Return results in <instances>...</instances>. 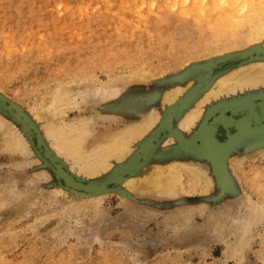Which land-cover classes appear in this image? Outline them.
<instances>
[{
	"label": "rangeland",
	"instance_id": "rangeland-1",
	"mask_svg": "<svg viewBox=\"0 0 264 264\" xmlns=\"http://www.w3.org/2000/svg\"><path fill=\"white\" fill-rule=\"evenodd\" d=\"M247 1L251 8V0ZM256 2L263 4L259 0ZM138 6L141 7L137 8ZM135 10L137 14L141 13L137 15ZM179 11L181 10L177 8L170 12L171 22L159 28L160 38L156 39L153 38L154 33L151 32V28H156L151 23V18H155V12L159 13V7L156 6L152 13L151 9L143 7L140 0H0V113L20 128L27 139L32 141L33 153L40 155L34 146V126L32 131L25 128L27 124L25 125L24 118L33 120L34 114L50 102V94L54 87L52 83L55 79L70 77L71 70L67 61L69 65L73 64L75 53L79 59L86 57L87 47L83 41L97 38L98 34L102 36L101 39H104L101 43L99 42L100 46H107L109 39L124 43L137 38L131 44V48L136 53L133 58L135 63L131 62L129 66L133 64L137 73L145 72V75L150 77H148V82L138 80V82L127 84L128 81H126L124 84L128 86L122 90L121 100H126L134 94L141 101L140 110L134 115L133 112L127 111L116 123L104 116L108 111L107 106L115 101L114 98L102 102L95 100L97 103L93 95L90 96L91 100L89 98L88 102H83L78 97L82 106L69 107L70 111L67 115L64 114L65 121L79 122L89 119L94 131L90 141L94 143L95 139L120 130L122 125L124 127L127 123L139 122L140 113L146 106H149V109L156 108L157 115L161 114L162 117L161 122L157 121L153 130L146 136L147 138H144L139 143L140 145L138 144L133 155L120 164L114 162V169L111 167V170L109 169L101 177L95 179L97 182L107 183L109 189H115L114 192L106 193L97 202L94 199L83 200L86 195L81 196V202L70 190L64 189L63 186V188L60 187L61 184L55 170L43 158H40L42 162L21 164L23 168L18 167L16 163L22 161V155L4 151L1 145L6 136L0 135V178L2 177L0 195L11 193L15 186L12 181L13 177L17 178L19 173L22 172L23 177L19 178L17 186L24 187L23 184L28 177L35 181V173L43 170L47 172L49 178L36 181L39 190L43 189L44 193L55 187L61 190L53 199H45L43 193L32 215L14 222L16 224H13L8 232L0 235V264H263L264 222L262 221L264 218H260L262 224L257 221L249 226L250 231L242 226V222H244V217L254 215L251 208L253 202H263L261 201L263 196L260 194L264 192V124L257 125L256 128L253 125V128L250 126L245 131L237 133L235 135L237 139L234 137L238 140V142L235 141L237 144L233 138L232 142L235 144H230L229 150L223 154L224 156L221 155L217 162V159H214L203 146L201 132L204 124L206 125L208 120L212 119V112L221 108H225L224 112L232 132L240 119L238 109L243 103L246 104L250 102L247 100H251L257 105L264 101V86L259 84L252 87L251 85V88L245 87L234 93L226 94L224 97L221 96L217 100L223 102L222 104L217 101L207 103L208 106L205 105L199 120L190 128L182 129L180 123L182 117L190 110L186 108L195 106L197 97L195 95H201L200 90L203 89L204 92L219 77L237 68L262 62L264 45L257 46L247 39L246 36L249 34L247 24L245 28L243 27L244 29L240 28L242 32L238 29L237 33L240 35L236 33L237 37L233 35L231 38L224 37L225 40L222 37L218 41L214 39L211 41L212 39L209 40L206 33L198 29L199 26L193 16L179 17L182 15ZM85 22H89V25L86 26ZM145 29L147 31L150 29V33ZM178 33H180L179 39L176 38ZM76 44H83L79 51L75 49ZM126 63L122 60L108 69L98 70L96 80L105 84L110 82L109 79L112 77L117 76V79L127 77L132 74V70ZM109 75L110 78H108ZM71 80L73 83L82 84V81H79L73 74V79H67V82L65 80V85L76 87L80 85L79 83V85L72 84ZM172 82L176 83L174 86H182L185 92L181 95V99L179 98L166 108L161 100L169 87L172 88ZM152 95H159L157 102H149L148 98ZM189 102H193V105ZM208 107L212 109L208 110ZM171 114L174 115L172 118ZM131 115L135 117V120L127 121L126 117ZM168 117L171 122H167V127H172V129L168 128L169 130L163 127ZM213 126L216 127L215 123ZM149 137L150 140H148ZM214 138L221 144L227 141L225 135L218 129L214 133ZM149 142L154 143L151 147V155H147L142 149V145ZM160 147L163 149L162 153ZM173 151H178L180 163L197 164L209 171L208 174L213 184L210 191L205 192L204 184L193 186L195 181L190 180L193 177L190 173L193 171L190 173L184 171L186 190L177 197L146 196V198L141 195L143 197L141 198L127 191L126 185H123L127 178L132 174L137 176V173L145 166L166 167L170 165V162L158 165V160L160 156ZM135 155L139 158L136 159ZM146 156L152 158H146ZM206 156L209 158L207 159ZM146 159L151 160L147 162ZM209 161L213 164L211 162V165ZM129 163L130 168H128ZM212 170L215 172L213 173ZM121 177L125 180L118 185L119 181L114 180ZM186 181L190 182L191 186ZM18 201L19 199H11L10 203L8 202L5 206L0 200V205L3 204L0 206L1 232H3L5 223L12 222L14 217H17ZM201 202L207 205L203 206ZM70 207L73 208L70 209ZM74 208L78 210L74 216H71ZM230 215L236 218L235 222ZM241 229L242 231L248 230L250 235H244L248 233L245 231L243 234ZM207 231H209L208 234ZM223 233L224 237L221 235ZM221 238L223 239L220 240ZM247 239L251 241L250 244ZM242 240L247 241V244L244 243L246 249L242 248L243 251L241 250ZM234 245L242 253H240L243 257L240 263L234 258L228 259L229 251ZM258 254L261 257H258Z\"/></svg>",
	"mask_w": 264,
	"mask_h": 264
},
{
	"label": "bare ground",
	"instance_id": "bare-ground-1",
	"mask_svg": "<svg viewBox=\"0 0 264 264\" xmlns=\"http://www.w3.org/2000/svg\"><path fill=\"white\" fill-rule=\"evenodd\" d=\"M160 1H161V3L159 4V0H140V3L143 5V7H147V9L148 8L151 9V12L156 6L159 7V13L157 14V12H155L156 13L155 18H153V17L151 18V23L156 28H151L152 31L150 29L148 31H147V29H145L147 32L151 31L152 33H154L153 38H156V39L160 38L161 32H160L159 28L161 26H165L171 22L170 12H172L173 10H176L178 8L179 10H181L179 12H181V14L183 15V16L179 15V17L193 16L196 24L199 26L198 29H200L201 31L206 33L208 35V38H210L209 40L212 39L211 41H213V39H214V41H218L222 37L223 38L224 37L225 38H231L233 35L236 36V33L239 30L241 31L242 29H244L245 24H247V25H249L248 27L246 26L247 28H249V34L246 36L247 39L254 42L257 46L264 45V17H263L264 16V0H259V1L263 2V4H259L258 2H256L257 0L256 1L251 0V8H249L250 3L247 0H160ZM126 3H127V1H126ZM139 7H141V6H138L137 8H139ZM140 11H141V9H140ZM140 13H138V14H140ZM136 14H137V11H136ZM142 15L143 14H141V16ZM124 20H125V17H124ZM146 20L147 19L145 18V21ZM51 22L53 23L55 21H51ZM128 22H130V20ZM88 23L89 22H85V25L86 26L89 25ZM138 23H139V21H138ZM255 23H256V25H255ZM242 24H244V25L242 26ZM197 25H195V26L197 27ZM239 25H241V26H239ZM236 27H237V29H235ZM241 27H242V29H240ZM39 28H42V27L39 26ZM137 28H139V27L137 26ZM143 28H145V27H143ZM10 29H12V28H10ZM234 30L235 31L237 30V31L235 32ZM180 33H178L177 36ZM238 35H240V34H238ZM179 36L176 38L179 39ZM236 37H234V38L236 39ZM101 38H102V36L98 34L97 38L88 39L86 41H83V43L87 47L86 57L79 59L75 53L73 55L74 56L73 64L69 65V63L67 61L69 69L71 70V73H72V74L70 73V77H67V78L64 77L62 79H60V78L55 79L54 83H52V84H54V87L52 89V93L50 94V96H51L50 102L48 104H45L41 110H38V112L36 114H34L35 117L32 118L33 120H30L28 118L27 119L24 118V120H25L24 123H25V125L27 124L25 126V128L27 127L28 129H30V131H32V127L34 126V131H33V135L35 138L34 146L36 147V149L40 153V155L37 153L39 156L36 155L35 153H33L32 141L27 139L24 132L20 128H18L15 124H13L11 121H9V119L5 118L4 115H2L0 113V135L6 136L5 141L1 145V148L4 151H7L9 153H12V154L20 153L22 155V157H23L22 161L16 163L18 167L23 168L21 166V164L29 165V164L34 163V162H37V163L40 161L42 162V160L40 158H43V159H45L46 162L48 161L47 163H49L51 165V167H53V169L55 170L56 175L59 179V183L61 184L60 187L63 186L64 189L70 190L76 199L81 200V196L86 195L85 196L86 198H84V199L82 198L83 200L94 199V201H96V202L99 199H101L102 197H104L106 195V193L114 192L115 189H109V186L107 183L99 182V181L97 182L95 179L101 177L111 167L113 168L114 162H119L118 164H120L124 160H126V158L133 155V152H136L134 150L136 149L138 144L141 143V141L144 138H147L146 136H148L150 134V132L153 130L157 121H160V118H162L160 116L161 115L160 113H159L160 115H157L158 110L156 112V110H155L156 108L154 109L153 107H151L149 109V106H146L143 109V112L140 113V116H139L140 121L139 122L132 123V124L127 123V125H125L124 127L122 125V128H120V130H118L116 132L107 133L105 136H102L100 139H97V140L95 139L94 143H93V141H90L91 136H93L92 134L94 133V131L91 127V122L89 119H85L84 121L81 120L79 122H73V121L66 122L65 121L66 119L64 118V114L67 115L68 111H70L69 107H74V105L80 107V105L82 104L81 102L78 101L79 100L78 97H80L83 102H88V99L92 95H93L92 97L94 98V101L95 100H101V102L105 101V100L107 101V99L109 100V98H111V99L114 98L115 101H113L111 103V105L107 106L108 111H106L104 116L107 119H110V121H114L116 123H117V120L120 117H122L127 111L133 112V115H134V113L136 111L140 110L139 107L141 105V101H140L139 97L134 96V94L132 95V97H130L126 100H123V99L121 100L122 90L124 89V87L127 88V86H128V85L125 86L126 81H128L127 84L128 83L132 84V82H135V81L138 82V80L147 81L149 79L148 77H150L149 75H145V72L139 71L137 73V71H135L133 64L131 66H129L130 65L129 63H131V62L135 63V59H133V58H134V54H136V53L131 48V44L137 38H135L134 41L128 40V41H125L124 43L123 42L122 43L117 42V40H114V39H109L107 46H104V45L100 46L99 42L101 43L104 40ZM225 38H224V40H225ZM149 40H150V38H149ZM235 43H236V41H235ZM82 45L76 44V48H75L76 51H79ZM40 47H42V46L40 45ZM86 47H83V48H86ZM38 50H39V48H38ZM71 51H73V49ZM259 57H261V56L259 55ZM261 58L264 59V56ZM122 60L127 62L126 64L128 65V68H130L132 70V74L128 75L129 78L127 76L125 78L117 79V76H116L115 77L116 79H115L113 77L110 78V75H109L108 78H110L109 79L110 82H107L105 84L101 83L100 80H98V81L96 80V78H97L96 74L98 73L97 72L98 70L105 69V68L108 69V68L116 65L117 63L122 62ZM252 62H254V61H252ZM248 64H250V63H248ZM245 65H247V64H245ZM244 67L243 68L240 67V69L237 68V70L235 69V71H232L225 76L219 77L216 80V82L214 83L215 85L213 84L212 86H210L209 89H206L204 92H203V89L200 90L202 92V93L199 92L201 95H199L197 93L198 95H195V97L197 96L195 99L196 102H195V100H193L195 102L194 103L195 106H192L193 108L186 106L187 107L186 109L188 110V108H189L190 110H188L187 113L184 115V117H182L183 119L180 123L182 126L181 128L182 129L183 128H190L191 126H193L197 122V120H199V118H200V116H201V114L205 108V105L207 103L212 102V101L218 102L217 99H219L221 96L224 97L226 94H231L232 92L234 93L236 91H239V89L241 90V89H244L245 87L246 88L250 87L251 85H252V87L253 86L256 87L259 84L264 86V60H262V62H259V63L251 64L245 68ZM73 74L75 76H77L79 81H82V84H80V82H78L80 85L75 82L76 85L77 84L79 85L78 87L65 85L67 82V79H70V78L73 79ZM116 75H118V74H116ZM123 75H124V73H123ZM121 76H122V74H121ZM65 80H66V82H65ZM71 81H72V84L75 85V83H73V80H71ZM105 81H107V80H105ZM90 82H92L93 84L91 85ZM169 84H170V82H169ZM174 84L176 85V83H173V84H171V86L172 85L174 86ZM91 86H93V87H91ZM173 86L171 89L169 87V90H167V92L163 96L164 98L161 100V101H163L162 105L165 104L164 107L166 106V108H168L169 106L174 104L177 100H179V98L182 97L181 95L185 92V90H183L182 86H179V85L174 86V87ZM47 91H49V89ZM237 93H239V92H237ZM158 96L159 95L150 96V98H148L149 102L156 101ZM93 98H92V100H93ZM90 100H91V98H90ZM247 101H250V102H247ZM247 101H245L247 103L246 104L243 103V105H241L240 108L237 105V107L239 108L238 110L240 112V119L235 124L232 132L230 130L229 121L226 118V115L224 112L225 108L214 110L212 112V116H211L212 119L208 120L207 123L205 122L206 125L204 124V127H203L204 129L202 128L203 130L201 132V139L204 143L203 146H205V148L207 149L206 151H209L211 153L212 157L214 159H217L216 162L218 161V159H220L221 155L225 154V152H227L229 150V148H230L229 145L233 144L232 140L235 137V135H237V133H239L243 130L245 131L250 126L252 127L253 125H255V128H256L257 125H263L264 124V101H262L261 103L259 102V104H257V105H256V103L251 102V100H247ZM95 102H97V101H95ZM95 102H93V103L95 104ZM218 103L222 104L223 102H218ZM41 104L42 103H40V105ZM189 104L193 105V102L192 103L189 102ZM40 105L38 104V106H40ZM216 105H218V104H216ZM206 106H208V105H206ZM225 107H228V105L227 106L225 105ZM179 108H180V106H179ZM183 108H182V110H183ZM210 109H212V107H210ZM210 109L208 107V110H210ZM228 109H230V108H228ZM182 110H180V111H182ZM174 111H173V113H174ZM133 115L126 117V120L128 121V120L134 119L135 117ZM172 116H174V115L171 114V118H172ZM99 121H100V119H99ZM168 121H169V117L166 119V122L164 123L163 127L165 129L169 128V127H167ZM169 122H171V121H169ZM129 123H130V121H129ZM214 123H215L216 127L213 126ZM169 129H172V127H170ZM217 129L225 135V138H227L226 143L221 144L215 140L214 133ZM23 130H25V129L23 128ZM112 131H114V130H112ZM261 131H262V129H261ZM250 132H251V129H250ZM257 132H259V131L257 130ZM169 134H170V132H169ZM153 135H155V134H153ZM245 135H246V133H245ZM242 138H244V137H242ZM236 139L234 140V142L235 141L238 142V140H236ZM148 140H150V137ZM198 140L200 142V139H198ZM153 144H154L153 142H149V143H145L142 145L143 146L142 149L145 150L144 152H146L147 155L150 154L151 147ZM200 144H201V142H200ZM189 146L191 147V144ZM190 147H187V148L190 149ZM231 147L233 148V146H231ZM202 148H204V147H202ZM160 149H161L160 152L162 153L163 149L161 147H160ZM182 149H184V148H182ZM159 150H158V153H159ZM197 150L199 151L198 148H197ZM165 151H166V149H165ZM257 152H260V151H257ZM199 155H201V154H199ZM256 155H257V153H256ZM183 156H185V155H183ZM148 157L149 156H146V158H148ZM197 157H199V156H197ZM135 158H136V155H135ZM138 158H136V159H138ZM206 158H207V156H206ZM133 159H132V161H134ZM148 160L150 162L151 159H148ZM148 160L146 159L147 162H148ZM156 160H157V158H156ZM179 161L180 160L178 157V151L177 152H175V151L168 152L165 154V156H160V159L158 160V165H162V163H167V162H170L171 163L170 165H168L166 167H157V166L146 167L145 166L144 168H142V170H140L137 173V176L136 175L134 176V174H132V176L127 178L125 183H123V185H126L127 191L132 192L133 194H136L138 196H141V195H143L145 197L146 196H149V197L166 196V198L170 196L172 198L173 196L177 197V195H180L184 190H186L185 185H184L185 184V182H184V179H185L184 178V171H186L187 173H190V171L191 172L193 171L192 173H190V175L193 176L190 180L193 179V181H195L193 186H196L195 184H199V185L204 184L205 185V192L210 191V187L213 184H212V179L210 178V176L208 174L209 173L208 170L202 169L197 164L193 165V164H187V163H180ZM193 161H195V160L193 159ZM134 162H136V161H134ZM190 162H192V161H190ZM211 162H210V164H211ZM130 163L128 164L129 165L128 168H130ZM125 164L127 165V163H125ZM140 164H142V163H140ZM212 164H213V162H212ZM123 165H124V163H123ZM217 165H219V164H217ZM212 167H214V166H212ZM123 168H125V166ZM140 168H141V165H140ZM212 172H213V170H212ZM119 173H118V175H119ZM122 173H124V172H122ZM35 174H36V176H35L36 180L35 181H33V179L31 177H28L25 180V184H23L25 186L19 187V186H17L18 180H20L19 178L23 177V173L22 172L19 173L16 176L17 178L13 177L12 181H13L15 186L13 187L11 193L7 192V194H5L4 196L0 195V200L3 201V204L5 206L8 204V202L10 203L11 199H13V200L19 199V201L17 202V208H18V215H16L17 217L16 218L14 217V220H12V222H7L4 224L5 227L2 230L3 232L0 231V235L8 232L10 230V228L12 227V225L16 224L14 222L22 220L24 218H27L30 215H32V213H34L36 211V207L38 206V203L40 201V196H42L44 193L43 189L39 190V188H38L39 185H38V183H36V181H41L42 178L48 179L49 176L47 175V172L45 170L38 172V173H35ZM122 180L124 181L125 179H123V177H121V178L115 179L114 181H119L118 185L119 184L121 185V183L123 182ZM186 183H188L191 186L190 182L186 181ZM203 190H204V188H203ZM29 192H31V193L29 194ZM60 192H61V190L58 187H55L53 190L45 192L44 197H45V199H53V198H56L57 194H59ZM122 193H123V191H122ZM205 194L207 195V193H205ZM260 195L263 196V198H261V201H263V202L262 203L258 202V201L253 202V204L251 205V208L253 209L254 215L252 217H250L249 215L244 217V222H242V224H243L242 226H244L245 229L249 230V226H252V224L256 223L257 221L258 222L260 221L259 223H261V219L264 218V192L261 193ZM176 197H174V198H176ZM141 198H143V197L141 196ZM159 199H160V197H159ZM54 200L56 201V199H54ZM50 202H51V200H50ZM73 202H75V201H73ZM81 202H82V200H81ZM204 202H201V203L203 204ZM235 202H233V203H235ZM3 204H1L0 206H2ZM58 204H60V203L58 202ZM204 205H207V204H203V206ZM95 206H96V203H95ZM71 208H73V207H70V209ZM77 210H78V208H74L73 213L71 212L72 213L71 216H74V214L77 212ZM91 210H92V208H91ZM61 211L64 212V210H62V209H61ZM186 211H188V210H186ZM87 213H89V212H87ZM49 214H51V213L49 212ZM38 215L40 216V214H38ZM75 217H77V216H75ZM230 217H231V215H230ZM231 218L234 222L236 221V218H233V217H231ZM262 222H264V221H262ZM258 225H256V226H258ZM244 227H243V229H244ZM248 230H245V231L247 232ZM241 231H242V229H241ZM245 231H242V233ZM208 232L209 231H207L206 233L208 234ZM214 233H216V232H214ZM214 233H212V234H213V237L215 238ZM242 233H241V235H242ZM216 234H218V233H216ZM221 235L224 237V233ZM244 235H250V234L245 233ZM222 239L223 238H221L220 240H222ZM239 239L241 240L242 238H239ZM240 240H239V242H240ZM242 241H241V243H242ZM214 242H216V241H214ZM248 242L250 244L251 241L248 240ZM244 243L247 244V241L246 242L243 241V243L241 244V250H242V248L245 247ZM239 246H240V243H239ZM238 248L240 249V247H238ZM245 249H246V247H245ZM263 251H264V248L262 249V255H263ZM240 253H241V251L237 249V246L235 248V245H234V247H231V249L229 251L228 259L234 258L240 263L242 261V258H243V257H241ZM245 254H246V250H245ZM260 254H258V257H261V256H259ZM262 259H263L262 263L264 264V256H262Z\"/></svg>",
	"mask_w": 264,
	"mask_h": 264
}]
</instances>
